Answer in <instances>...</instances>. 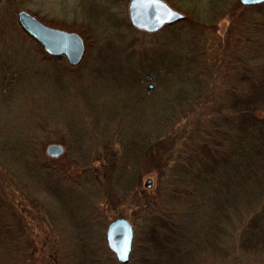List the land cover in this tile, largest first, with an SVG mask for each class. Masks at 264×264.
<instances>
[{"label":"rangeland","instance_id":"rangeland-1","mask_svg":"<svg viewBox=\"0 0 264 264\" xmlns=\"http://www.w3.org/2000/svg\"><path fill=\"white\" fill-rule=\"evenodd\" d=\"M111 1L0 2V258L6 255L5 233L14 225L16 231L23 228L25 243H13L11 256L22 264L32 238L44 251L55 247L67 264L78 258L77 264H104V258L105 264H117L115 255L106 253V227L125 217L134 225L130 264L264 263V237H253L252 222L246 237H239L264 196V150L254 142L264 140V120L256 117L264 115V2L243 5L220 19L216 29L177 23V39L158 45L150 33L121 39L104 33L107 15L117 7ZM172 1L181 12L204 11L209 3ZM19 2L24 4L19 10L53 24L83 22L96 28L98 38L82 62L71 66L64 56H44L38 42L22 30ZM127 3L121 9L128 14ZM252 76L261 78L258 85ZM243 109L256 116L239 117ZM215 125L224 129V147L214 152L219 154L214 160L201 155L202 181L193 186L187 177L175 193L158 183L156 173L165 162L194 170L199 160L189 133L197 126L213 132ZM259 126L260 136L251 131L254 141L243 140L254 168L245 172L235 158L241 175H234L227 160L234 154L225 152L234 145L231 153H236L237 139ZM30 138L43 149L60 143L66 151L57 159L47 156L44 168L29 151ZM205 160L209 164L203 169ZM223 169L228 174L224 181L223 173H215ZM209 173L216 178L212 184L205 176ZM144 196L161 200L162 213H175L174 220L163 217L161 226H152V216L134 206ZM93 242L100 262H86L87 255L77 252L76 245L99 260L91 255ZM218 245L226 248L223 253ZM34 257L37 264L45 263L44 257Z\"/></svg>","mask_w":264,"mask_h":264},{"label":"trees","instance_id":"trees-1","mask_svg":"<svg viewBox=\"0 0 264 264\" xmlns=\"http://www.w3.org/2000/svg\"><path fill=\"white\" fill-rule=\"evenodd\" d=\"M167 1L173 7H175V3L172 0H167ZM124 2H125V6H126V2H128V0H112L111 1L110 5L113 3V5H115L117 7H115L116 8L115 10L108 13L107 18H106L107 23L103 26L104 33H108L110 35L118 37L119 39H121L122 37L131 36L133 34H138L140 32L141 33H147L145 31H141V30L136 29L135 27H133L130 24L127 12L123 11L121 9V4ZM242 7H243V5L238 0H209L208 6L206 7V9L204 11H200V10H195L193 12L187 11V10L183 11L186 14V19L181 21V22H177V23H188L191 26L199 27L202 29H216V25H217L216 23L220 19L224 18L227 15H229V16L232 14L235 15L236 14L235 12L238 11ZM21 8H24V4H22V2H19L16 5V9L19 10ZM123 14H124V16H123ZM38 17L40 18V20L46 22L49 25L58 26V27L63 28V29L73 30V31L80 33L82 35V37L84 38V42L86 45V53H88L89 48L91 46V43H95L97 38H98V31L96 28H92L90 26L91 24L89 26H87L86 24L84 25V23L82 22V24H78V26L76 23H73L71 25L66 24V23H61V24L57 25V24H53L52 22L46 21L45 19H43L40 16H38ZM177 23H174L172 25H166L156 33H150V38L153 39L155 41V43L158 45L172 44L174 42V40L177 39V33L175 34V32L173 30L174 26ZM122 26H124V28H122ZM22 30L24 31L23 28H22ZM162 37H163V39H162ZM37 45H38L40 51L43 53V55L47 57V53L43 50V47L39 43ZM255 71H257V69H255ZM251 79L254 81L253 83H255L257 81L259 82L261 78L258 80L257 76H252ZM255 84L258 85V83H255ZM232 90H234V88ZM242 95H247V93L242 94ZM213 111H219V107L214 108ZM239 113H240L239 117H241L242 115H245L247 113H253L254 114L253 111L246 110V109L240 110ZM256 117L260 120H264V115H262V116L258 115ZM225 119H226V116H225ZM214 122H216V121H214ZM261 127L262 126H259L258 128H256V127L250 128L249 131H246L242 135L241 140L237 139V151H236V153H231L232 150L234 149V145H233L230 153L225 152L226 156H233V154H234L232 159L229 160V158H227L228 161H231L232 169H234V171H233L234 175H238L239 177L241 175V174H239V172L236 171L237 168L235 170V167H234L235 166L234 165L235 158L237 160L241 161V163L243 164L242 167H244L245 172H248V170L250 168H254L255 165L252 162L253 159L246 158L249 155L250 151H248V149H247V148H249V145L244 143L243 140H247V138H248L249 140H251V142H253L254 139L251 138L252 137L251 131L253 133H254V131H256V135L260 136L261 133H263L262 131H259V129ZM214 128L215 129L212 132V131H209L208 129H206L205 127L197 126V129H195V128L193 129L194 133L192 135H190L191 132L189 133V140H190L191 149L192 150L195 149V152L197 153L198 160H199L198 164H197L198 160L196 161L197 166H192V169H194L196 173L193 172L194 170L190 169L191 166L190 167H183V165L180 164L178 161L170 162V164H169V162H165V164L156 173V175H157L156 180L158 181V183L160 182L161 184L162 183L167 184V188H170V190L173 191L174 193L177 190V189L176 190L174 189V188H176V185H179V183H181L178 186V189H180L181 186L184 185V183H186L185 179H187V177H188V182L190 181V183L193 186H196V184L198 185L202 181V177H203V176H201L202 170L199 167L201 155L202 154H204V155L209 154L211 156L212 160H214L219 155V154H214V152L217 151L220 153V151H222L221 149L224 147V146H222L224 129L219 127V125L218 126L215 125ZM254 142H257L258 144L260 143L259 144L260 148L264 150V140L259 139V140L254 141ZM27 144H28L29 151H31V153L34 155L35 162L39 165H42L44 168H46L45 167V165H46L45 160H46V157L48 156L46 149L42 148L41 143L37 139H31V138L27 139ZM156 149L158 150V147H156ZM243 151H244V153H243ZM49 157L53 158L51 156H49ZM53 159H57V158H53ZM177 159H179V158H177ZM186 162H187V159L185 160V163ZM208 164H209V162H207L205 160L203 163V169ZM167 167H171L172 169H178V168H180V169L171 172L170 170L166 169ZM187 168H189V170H187ZM167 171L169 172L168 175H167ZM235 171H236V173H235ZM54 172L59 173L57 170H54ZM163 172H164V175H163ZM178 172L181 175L183 174L184 177L183 178L179 177ZM215 173H217V176H220V174L223 173V176H222L223 181L225 180L226 177H228V174L225 172V169H223V172L217 170ZM165 175H167V176H165ZM213 175H214V173H209L208 176L205 175L208 179V184H212L214 179H216ZM175 176L177 178H175ZM184 188L186 190H188V187H184ZM155 198L156 197L153 198V197L144 196V198L141 199V202H139L138 204H135L134 206L137 209H140V212H143L144 214H146L147 217L152 216V218H149L150 220L153 221L151 224L152 226H157L158 224L161 226V222H162V220H164V219H162L163 217L165 219L170 218V219L174 220L175 213L173 214L172 212H170L168 210L169 215H167V216L164 215L162 213L163 203L161 202V200H156ZM262 198H263V200L260 203V205L258 206V209L256 210V212L252 213V215L246 221L245 225L241 228L242 231L239 234L240 238L242 236L246 237L247 233H245V229H248V232L250 231L249 229H251V227H250L251 222L253 223V226H254V228L252 227V230H254L253 231V234H254L253 237L257 238V239L260 237L261 238L264 237V219H262V217H261L264 214V196ZM233 205L234 204L232 203L231 207H233ZM222 212H224V209L222 210ZM42 213H43V211H42ZM158 214H161V217H159L160 215H158ZM208 222L212 224L211 221H208ZM10 229L11 230H8L5 233V236L9 237L8 242H7L8 245L5 244L3 251H2L3 253L6 254L5 259L0 258V260H1L0 263L1 264H22L19 262V260H16L14 256H11L12 255L11 254V249H12L11 246L13 245V243L16 244V246L17 245L18 246L23 245L25 243L23 241V236L25 234L22 233L24 230H23V228L19 227L18 230L16 231L14 225H13V227H12V225H10ZM256 231L258 232L259 235H255ZM27 236H28V234H27ZM29 239H30V237H29ZM31 241L33 242L32 249L28 250V252H29L28 257L29 258L27 259V263L24 262L25 264H37V261H35L34 255H36L37 257H38V255H40V257L41 256L44 257L45 258L44 264H67V260L63 259V257H61V255L59 256V252H58V250H56L55 247H54V249L52 247L47 252V251H44L45 247H43V248L40 247V249H39L37 243H35V240L33 238ZM82 242H84V241L82 240ZM80 244H82V243H80ZM104 245H105L106 253L110 254L111 253L110 250L108 249L106 244H104ZM91 246L92 245H88L85 249H90ZM93 246H95V249L91 252V255H93L94 257H97L99 260H96L94 258L93 259L89 258L88 257L89 252L83 251L82 248L79 250L77 245H76L77 252L82 251L85 255H87V257L85 259L86 262H87V260L97 261V262L101 261V257L98 255L99 249L96 248V245L94 244V242H93ZM214 247L216 248L215 241H214ZM218 247H221L222 253H223V250L226 249V248H223L222 246H219V245L217 246V248ZM7 257H8V259H7ZM79 257H80V255H79ZM78 259H77V261H78ZM38 261H39V259H38ZM77 261H76V264H77ZM106 261H107V258H104L102 262L105 264ZM80 262H83V261H80ZM130 262H128L126 264H130ZM116 263L120 264L118 262H116ZM203 264H205V262ZM207 264H212V263L208 262ZM261 264H264V263H261Z\"/></svg>","mask_w":264,"mask_h":264},{"label":"water","instance_id":"water-1","mask_svg":"<svg viewBox=\"0 0 264 264\" xmlns=\"http://www.w3.org/2000/svg\"><path fill=\"white\" fill-rule=\"evenodd\" d=\"M2 0H0L1 2ZM243 5L259 4L264 0H238ZM18 21L25 32L37 41L50 56H64L70 65L81 63L86 46L83 37L75 31L56 28L41 21L37 16L22 9L18 11ZM130 24L138 30L155 33L166 25L186 19V15L172 7L166 0H130L128 3ZM150 80V76H146ZM148 90L154 84H147ZM46 152L53 158L60 157L65 148L60 143H51ZM151 182L148 181V187ZM105 239L108 248L115 254L118 262L130 261L134 240V225L125 217L111 220L106 227Z\"/></svg>","mask_w":264,"mask_h":264},{"label":"bare ground","instance_id":"bare-ground-1","mask_svg":"<svg viewBox=\"0 0 264 264\" xmlns=\"http://www.w3.org/2000/svg\"><path fill=\"white\" fill-rule=\"evenodd\" d=\"M242 5H243V4H242ZM251 5H253V4L244 5V6H251ZM84 56H85V53H84ZM84 56H83L82 60L84 59ZM82 60H81V62H82ZM71 66H72V65H71Z\"/></svg>","mask_w":264,"mask_h":264},{"label":"flooded vegetation","instance_id":"flooded-vegetation-1","mask_svg":"<svg viewBox=\"0 0 264 264\" xmlns=\"http://www.w3.org/2000/svg\"><path fill=\"white\" fill-rule=\"evenodd\" d=\"M65 151H66V150H65ZM63 154H64V153H63ZM63 154H62L60 157H62V156H63ZM60 157H59V158H60Z\"/></svg>","mask_w":264,"mask_h":264}]
</instances>
